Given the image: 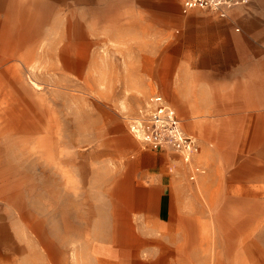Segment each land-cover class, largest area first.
<instances>
[{"label":"rangeland","instance_id":"374dc122","mask_svg":"<svg viewBox=\"0 0 264 264\" xmlns=\"http://www.w3.org/2000/svg\"><path fill=\"white\" fill-rule=\"evenodd\" d=\"M180 3L0 0V264H264L259 151L183 122L200 147L191 181L129 130L169 105ZM246 14L264 26V0L231 17ZM168 183L177 212L161 226L149 202Z\"/></svg>","mask_w":264,"mask_h":264},{"label":"crops","instance_id":"0c3cea01","mask_svg":"<svg viewBox=\"0 0 264 264\" xmlns=\"http://www.w3.org/2000/svg\"><path fill=\"white\" fill-rule=\"evenodd\" d=\"M182 2V17L175 23L179 37L171 64L174 82L170 91L166 86L161 89L166 104L175 110L188 135L197 138L184 129L183 122L214 141L216 149L230 143L232 149L259 151L258 156L264 157V26L259 16L231 17L235 10L247 9L250 0L247 6L229 10L225 19L205 12L184 15ZM2 65L0 61V73L8 74L9 68ZM155 149L161 167L164 155L179 160L172 151ZM154 191L150 206L161 226L168 225L177 212L171 184ZM140 197L146 198L147 191H140Z\"/></svg>","mask_w":264,"mask_h":264},{"label":"built area","instance_id":"2783aa9c","mask_svg":"<svg viewBox=\"0 0 264 264\" xmlns=\"http://www.w3.org/2000/svg\"><path fill=\"white\" fill-rule=\"evenodd\" d=\"M249 0H183L182 13H212L225 19L229 10L247 6ZM131 135L143 145L176 153L190 171V180L203 171L193 164L200 151L197 139L182 128L175 110L169 105H145L127 118Z\"/></svg>","mask_w":264,"mask_h":264}]
</instances>
